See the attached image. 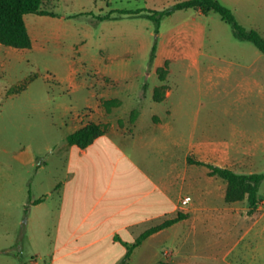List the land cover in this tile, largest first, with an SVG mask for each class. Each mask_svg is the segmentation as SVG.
Segmentation results:
<instances>
[{
  "label": "rangeland",
  "instance_id": "obj_1",
  "mask_svg": "<svg viewBox=\"0 0 264 264\" xmlns=\"http://www.w3.org/2000/svg\"><path fill=\"white\" fill-rule=\"evenodd\" d=\"M177 1L182 0H44L42 7L54 16L25 15L32 47L0 44V139L27 140L42 166L38 173L36 166L30 168V200L46 197L52 206L57 183L66 176L67 135L91 119L139 162L182 163L187 155L196 158L192 145L199 142H232L245 150L240 154L245 166L237 162L235 171L264 173V87L245 94L236 86L241 76L225 73L234 71L229 59L237 55V44L257 50L255 45L236 39L231 26L209 11L200 19L206 26L204 48L217 58L203 56L197 67L174 57L160 80L158 62L149 61L151 47L172 39L174 27L189 21L193 9L176 11L157 29L149 18H121L117 11L144 9L125 14L144 16ZM218 1L243 26L261 31L264 0ZM104 14L120 19H98ZM205 59L215 71L207 70ZM257 63H264V55ZM166 88L170 95L156 100L154 90L162 98ZM259 194L264 196V178ZM47 223L38 244L43 253L49 252L53 236L51 217Z\"/></svg>",
  "mask_w": 264,
  "mask_h": 264
},
{
  "label": "crops",
  "instance_id": "obj_2",
  "mask_svg": "<svg viewBox=\"0 0 264 264\" xmlns=\"http://www.w3.org/2000/svg\"><path fill=\"white\" fill-rule=\"evenodd\" d=\"M187 9L194 11L190 20L174 27L172 39L157 42L151 61L158 62L155 72L174 57L188 59L197 67L203 56L217 58L204 48L206 26L200 20L204 13L199 8L177 9L162 17L160 24L176 11ZM27 30L32 47L34 37ZM258 31L264 37V25ZM236 47L237 55L229 59L234 71L225 73L241 76L236 86L245 94L254 88L263 92L264 63L257 62L264 53L256 46L257 50L245 44ZM203 62L207 70H216L210 60ZM169 95L166 88L162 98L155 99ZM112 132L121 134L116 129ZM192 148L196 160L233 170L237 162L244 165L240 154L245 150L232 142L212 146L199 142ZM187 157L182 163L165 161L158 166L139 162L104 131L86 147L69 144L66 176L57 183L50 207L46 197L29 199L30 168L36 166L38 173L42 166L27 140L16 138L12 144L0 139V264H156L161 260L177 264H264V196L259 194L261 201L251 213L246 199L226 202V181ZM184 196L189 201L183 205ZM178 213L184 217L146 236L126 256L128 245L142 232ZM48 217L53 233L51 256L50 260H38L42 254L49 255L38 248L49 226ZM29 254L35 257L29 258Z\"/></svg>",
  "mask_w": 264,
  "mask_h": 264
},
{
  "label": "trees",
  "instance_id": "obj_3",
  "mask_svg": "<svg viewBox=\"0 0 264 264\" xmlns=\"http://www.w3.org/2000/svg\"><path fill=\"white\" fill-rule=\"evenodd\" d=\"M44 0H0V44L11 46L14 48H30L31 38L28 33L24 15L26 13H35L39 15H55L53 11L42 7ZM199 8L203 13L209 11L217 13L221 20L228 23L234 37L240 40L251 41L261 52L264 53V37L254 28H246L236 19L233 11L222 4L218 0H182L177 1L167 8L161 10H151L143 14L145 17L154 21L156 29L160 25L162 17L173 13L177 9ZM142 10H119L120 14H139ZM110 14L98 15V19H108ZM156 50V43L151 47L149 61L151 62ZM163 67H158L156 72L160 80H164L167 73V62ZM25 85L23 84V87ZM154 97L156 90H154ZM105 131L101 123L95 121H87L83 126L72 131L67 135V141L70 145L78 147H86L97 136ZM187 160L197 164H203L209 169L210 175H216L226 181V189L224 199L226 202L246 199L251 213L256 210L261 201L259 195V185L264 178L262 172L238 173L231 168L214 165L209 162L192 159L187 157ZM184 217V214L178 213L176 217L167 220L164 223L154 226L142 232L140 236L131 245H128L126 256L129 255L132 248L138 245L142 239L152 232ZM156 264H177L159 261Z\"/></svg>",
  "mask_w": 264,
  "mask_h": 264
},
{
  "label": "built area",
  "instance_id": "obj_4",
  "mask_svg": "<svg viewBox=\"0 0 264 264\" xmlns=\"http://www.w3.org/2000/svg\"><path fill=\"white\" fill-rule=\"evenodd\" d=\"M189 201V197L188 196H184L181 200V203L184 205Z\"/></svg>",
  "mask_w": 264,
  "mask_h": 264
}]
</instances>
